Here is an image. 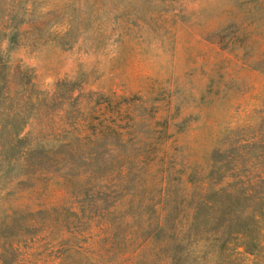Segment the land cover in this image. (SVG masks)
Masks as SVG:
<instances>
[{
    "label": "rangeland",
    "instance_id": "374dc122",
    "mask_svg": "<svg viewBox=\"0 0 264 264\" xmlns=\"http://www.w3.org/2000/svg\"><path fill=\"white\" fill-rule=\"evenodd\" d=\"M4 62L125 127L0 114V264H264V0H0Z\"/></svg>",
    "mask_w": 264,
    "mask_h": 264
},
{
    "label": "trees",
    "instance_id": "16d2710c",
    "mask_svg": "<svg viewBox=\"0 0 264 264\" xmlns=\"http://www.w3.org/2000/svg\"><path fill=\"white\" fill-rule=\"evenodd\" d=\"M11 70L6 62L0 66V114L12 121L8 130L15 136L2 151V158L13 159L23 153L20 133L27 125L40 128L41 135L54 129L59 141H76L101 132L119 133L125 127L119 115L120 104H113L111 99L89 106L90 100L84 104L74 96L76 89L71 81L59 82L50 91L39 90L31 69L18 64L13 74ZM13 100L16 103L8 105Z\"/></svg>",
    "mask_w": 264,
    "mask_h": 264
}]
</instances>
